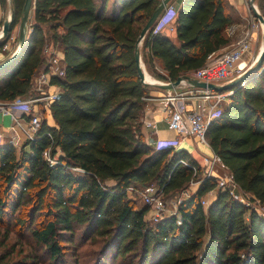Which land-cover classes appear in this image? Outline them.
<instances>
[{"label": "trees", "instance_id": "1", "mask_svg": "<svg viewBox=\"0 0 264 264\" xmlns=\"http://www.w3.org/2000/svg\"><path fill=\"white\" fill-rule=\"evenodd\" d=\"M23 1L9 0L13 25L21 18ZM159 2L33 0L26 42L0 69V101L28 94L45 63L46 42L62 53L64 73L50 80L58 87L49 107L55 126L41 120L34 138L18 150L0 144V248L14 230L29 236L32 250L44 252V264H65L64 243L73 244V264H264L263 218L227 190L217 189L215 198L202 205L216 186L214 178H201L175 214L154 223L145 219L147 208L127 195L129 186L149 184L165 193L182 191L201 173L186 150H156L140 133L144 98L157 86L140 81L135 43ZM239 21L229 0H180L177 43L162 31L153 32V24L142 41L143 61L156 60L161 78L173 81L229 44L226 28ZM230 90L206 130L207 141L238 188L264 204L263 62ZM48 148L56 155L53 165L43 157ZM77 230L82 231L78 245ZM88 241L98 249L80 254ZM4 248L0 264H39L37 255L38 263L28 262L27 255L10 260L15 247Z\"/></svg>", "mask_w": 264, "mask_h": 264}, {"label": "built area", "instance_id": "2", "mask_svg": "<svg viewBox=\"0 0 264 264\" xmlns=\"http://www.w3.org/2000/svg\"><path fill=\"white\" fill-rule=\"evenodd\" d=\"M244 2L248 10L252 9L249 0H244ZM253 6L256 9L255 2L253 3ZM256 11L258 10L256 9ZM176 14L177 7L175 3L169 2L156 19L152 31H162L169 21L173 18L175 19ZM252 16H254L253 13ZM250 26L251 29L249 31L247 30L245 35L241 39H238L230 49L219 53L212 52L208 54L205 63L200 68L189 72L186 75L196 78L199 81L217 84L226 83L241 75L244 69L237 68L235 63L244 53L252 52L254 42L257 38L255 32H261V25L258 20L254 19V22H252ZM2 38L1 24L0 40ZM1 48L2 50H5L6 45H2ZM42 51L45 58L44 67L34 74L30 85V90L35 92V96L29 98L17 96L8 102L0 101V112L9 115L11 120V129L14 131V135L10 139V144L13 146H18L21 143V140L15 132V127L18 126L20 128L18 122L21 117L16 116L15 111H18L27 117L25 119V126L22 128L24 141L28 139L32 140L41 123V110L39 109V106H41L42 109H47L50 107L51 102L57 97L58 87H55L54 90H50L52 86H56L51 84L50 80L52 77L60 78L63 76V56L57 46L51 42L44 43ZM255 59L256 57H253V60L248 67L255 62ZM174 89H181V91L178 93H172V89L166 90V94L163 96V99H161V109L166 112L164 119L167 128L174 131L176 136L173 139L158 140L152 146L156 150L162 148L175 149L179 144V140L187 136H192L197 141L206 143V130L209 124L219 116L220 111L224 106L223 104L228 102V97L232 93V90L230 89L216 91L208 88L190 86L186 82H182L180 86ZM144 99L147 102L153 98L145 97ZM190 100L198 102L196 109L189 105ZM36 105H38V109H36ZM156 124L157 120L154 118L148 120L143 118L142 120V125L153 131L156 129ZM43 157L50 165H53L56 162V155L51 156L49 148L43 151ZM181 162L188 165L185 161L181 160ZM204 163L209 166L215 163L221 169L226 171L223 176H218L217 178L212 177L214 178L215 185L218 189L227 190L234 199L245 206L249 205L259 217L264 219V204L260 203L254 197L251 199L252 196L248 193H244L238 188L233 181L228 168L221 162L217 155L214 154L210 159H206ZM74 170L80 171L81 169L75 168ZM205 177L211 176L207 173ZM201 178L203 179V177ZM201 178L190 181L189 186L181 192L184 193L185 196L189 193H194L202 180ZM163 192V187L154 185L129 186L127 188V195L130 198L133 199V197L137 195L142 200L147 208L145 217L147 215L148 221L152 223L157 222L164 217L165 205L162 199ZM248 196L249 198H247ZM201 202L203 206L208 205L206 199H202ZM175 213H169L167 215ZM177 222L180 223L179 220Z\"/></svg>", "mask_w": 264, "mask_h": 264}, {"label": "crops", "instance_id": "3", "mask_svg": "<svg viewBox=\"0 0 264 264\" xmlns=\"http://www.w3.org/2000/svg\"><path fill=\"white\" fill-rule=\"evenodd\" d=\"M177 0H175L174 3H176ZM255 2V1H254ZM229 3L235 8V10L238 12L240 16V21L233 23L229 25L226 28V34L228 37H230L231 41L226 46L221 47L216 52H222L225 50H228L232 47V45L238 40L241 39L246 31L251 29V23L254 22V19L252 18V15H250L249 10L247 6L245 5L244 0H229ZM175 20V19H174ZM174 20L165 26L162 30V33L169 37L173 42L176 40V32H175V25ZM257 38L254 42L253 50L249 53H244L239 60L236 61L235 66L240 69H247V67L251 64V61L253 60V57L257 55V52L260 51L261 46L259 47L257 51V43L260 38L259 31L255 32ZM234 36V38H233ZM142 44V43H141ZM141 47L139 46L140 51V57H142ZM14 51V50H13ZM4 55L3 53H0V61H2ZM42 67H40L37 71L39 72ZM35 73V74H36ZM57 86H52L50 90H54V88ZM173 90V89H172ZM166 92V91H165ZM154 101H147L146 105L142 111V114L139 118L140 122V133L142 134L144 141L149 145L153 146L158 140H164V139H173L175 138L176 134L174 131L170 130L166 126L165 116L166 112L161 109L162 101L161 99H153ZM189 105L192 108H197L198 102L195 100H190ZM41 109V120H44L46 124L50 127L55 126V122L52 118L50 108L42 109L41 106H39ZM15 115L18 117H21L19 119V125L20 128L17 126L15 127L16 135L21 140L20 142L24 141V134L22 132V128L25 126V119L27 118L25 115H22L20 112L15 111ZM144 119H151L154 118L157 120L156 129L153 131L150 128H146L142 125V120ZM14 135V131L11 129V120L9 115L2 114L0 112V144H10V139ZM200 148H202L203 151H201ZM178 149H184L186 150L201 166V172L202 177L204 178L205 175L208 173L211 177H218L223 176L226 171L221 169L217 164L213 165H206L204 163L206 159H210L214 152L210 148L208 141L206 143H201L197 141L192 136H187L179 140L178 146L175 148ZM217 190H209L205 195L204 199L208 202V204L215 198ZM186 196L182 195L180 193L179 200L181 201Z\"/></svg>", "mask_w": 264, "mask_h": 264}, {"label": "rangeland", "instance_id": "4", "mask_svg": "<svg viewBox=\"0 0 264 264\" xmlns=\"http://www.w3.org/2000/svg\"><path fill=\"white\" fill-rule=\"evenodd\" d=\"M179 1L180 0L176 1V3H175L176 7L178 6V2ZM258 1L259 0L255 1V6H256V9L258 10V12L260 13L261 9H260V6L258 5ZM173 2H175V0H173ZM261 3H262V10H263V8H264V0H262ZM10 9H11V6H10V3H9L8 0H6L5 4L0 5V25L2 24V21L4 20V18L8 15ZM249 13H250V15H252V9H249ZM252 18L257 20L254 16H252ZM173 20H174V18L166 24V27ZM31 21H32V15L30 14L29 20H28V23H27L26 37L25 38H27L28 35H29ZM42 26H43V30H45L46 33H49L48 26L47 25H42ZM12 27L13 28H12V30L10 32L9 37L3 42V45H6L5 50H2V48H0V53H3V55H4L2 60L7 58L8 56H10L13 53V50H15L16 46H17V38H18V32H19V21L16 22ZM45 36L47 37V34ZM47 38H49V37H47ZM233 38H234V36H233ZM3 40L4 39L2 38L1 41H3ZM174 42L177 43V40H175ZM257 44H258L257 45V51H258L259 47L261 46V32H260V38H259ZM141 45L142 44H140V47H141ZM1 47H2V45H1ZM141 60H142V64H141L142 65V69H143L144 74H145L146 77L147 76L150 77L151 79H153L154 82H168V81H170L168 79H162L161 78V75L163 74V70H162L161 66L157 63L156 60H153V63H150V64L147 63L146 61H143L142 57H141ZM41 67L43 68L44 65L43 66L41 65ZM165 91L166 90H164V89H160L159 87H154L153 86L151 89L148 90V96L147 97L153 98V99H156V98L157 99H163V96L166 94ZM171 91H173L172 93H175V92L178 93L179 91H181V89H174L173 88V90H171ZM34 96H35V92L30 90L28 92V94L26 96H24V97H28L29 98V97H34ZM153 99H151L149 101H154ZM226 103L227 102H225L223 105H225ZM36 109H38V105H36ZM23 142H21L20 145L14 146V147L18 150ZM199 149L201 151H203L202 148L199 147ZM199 176H200V178L203 176L202 172L200 173ZM149 185L157 186L155 184H149ZM217 189H218L217 186H215L213 188V190H217ZM180 193L182 195L184 194L181 191H178V192L177 191H173V192H169V193L168 192L167 193L163 192L162 199H163L164 205H165L164 216L169 214V213H175L176 212V208H177L176 205H177V203H179V195H180ZM184 196H185V194H184ZM247 198H249V196ZM133 200L135 201L137 207H144L145 206L143 204L142 200L139 198V196H137V195L134 196ZM248 207H250V206L248 205ZM23 208H24V206H21L20 210H22ZM20 210H18V211H20ZM145 219H146V221H148L147 215H146ZM148 223H149V221H148ZM81 233H82V231H80V230L76 231L75 242L77 244L76 243H74V244L78 245V242H80L79 238L81 236ZM80 243H82V242H80ZM62 245H63L62 247H63V251H64L62 258H63L65 264H73V259H72V255H71V253H72L71 249L73 247V244H72V246L67 244V243H64ZM9 246H14L15 247V252H13L9 256L10 260L16 259V258H20V257H23V256L27 255L26 260L28 262H30V263L32 261H33V263H38V261L36 259L37 256H39V260H40L39 264L46 263V262H44V263L41 262L45 258V254H44L43 251H40V249H38V248H36L35 250H32L34 248V244L30 241L29 236L27 234H23V236H20V235L14 233V230H12L11 233H10V237L6 241L4 247H8L9 248ZM4 247L0 248V253L3 252L5 249H7V248H4ZM98 247L99 246H98L97 243L95 244L92 241H88L83 246H81L79 248V252H80V254L95 252L98 249ZM80 264H82V260H80ZM85 264H93V263L91 261L90 262L88 261ZM116 264H118V263H116Z\"/></svg>", "mask_w": 264, "mask_h": 264}, {"label": "water", "instance_id": "5", "mask_svg": "<svg viewBox=\"0 0 264 264\" xmlns=\"http://www.w3.org/2000/svg\"><path fill=\"white\" fill-rule=\"evenodd\" d=\"M170 1L171 0H160L159 4L153 10L152 14L150 15L149 19L144 24L142 29L140 30V33L137 37V40L135 43L134 59H135L136 66H137L138 77L141 82H143L144 84H148V85H156L160 89H164V90H171L173 88H177L178 86H180L182 82H186L190 86H194V87H202V88L213 89L216 91H224V90H229L234 85L242 82L252 71L257 70L259 66L262 64L264 60V17L254 8L253 6L254 0H249V3L252 8V13L261 25V50L256 56L255 62L250 67H248L246 70H244L241 75L223 84H217V83H212V82L206 83L204 81H199L196 78H192L188 75H180L175 80L168 81V82H148L146 81L144 71L141 66L142 60L140 57L139 46L142 43L146 33L149 31V29L155 23L160 13L164 10V7ZM32 7H33V0L23 1V5L21 9V18L19 20V32H18L16 49L13 51V53L10 56L0 61V69L8 66L18 56V54L22 50L26 42L25 37H26L27 23L29 20ZM13 19H14V13L12 9H10L8 15L2 21V36L4 40L3 41L0 40V45H3V42L9 37L10 32L12 30V26H13Z\"/></svg>", "mask_w": 264, "mask_h": 264}, {"label": "bare ground", "instance_id": "6", "mask_svg": "<svg viewBox=\"0 0 264 264\" xmlns=\"http://www.w3.org/2000/svg\"><path fill=\"white\" fill-rule=\"evenodd\" d=\"M260 50H261V49H260ZM258 53H259V52H257V55H258ZM257 55H255V57H256ZM255 57H254V58H255ZM141 64H142V61H141ZM141 66H142V65H141ZM144 75H145V74H144ZM145 80H146V81H149V82H154L153 79H151V78L148 77V76H147V77L145 76Z\"/></svg>", "mask_w": 264, "mask_h": 264}]
</instances>
